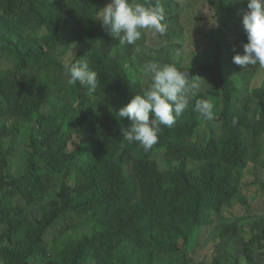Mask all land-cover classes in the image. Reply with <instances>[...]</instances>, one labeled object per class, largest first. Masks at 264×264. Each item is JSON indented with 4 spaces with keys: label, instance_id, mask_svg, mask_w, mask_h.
Segmentation results:
<instances>
[{
    "label": "trees",
    "instance_id": "obj_1",
    "mask_svg": "<svg viewBox=\"0 0 264 264\" xmlns=\"http://www.w3.org/2000/svg\"><path fill=\"white\" fill-rule=\"evenodd\" d=\"M205 1L220 18L221 29L210 37L215 50L194 56L188 67L172 64L190 78L207 79L209 88L192 98L171 128L161 126L158 142L145 152L123 138L130 121L116 114L135 96L136 81L102 45L113 41L98 17L110 0H0V54L12 61L0 70V194L5 190L22 213L11 215L0 199L1 264L36 258L44 264H179L178 257L199 247L200 230L214 214L228 244L264 251V215L222 217L241 198L246 167L261 163L249 156L246 137H264V87L249 97L247 83L233 78L224 46L223 28L235 26L244 0ZM160 3L168 9L174 0ZM169 21L166 33L158 34L166 41L181 17ZM139 44L150 47L146 35ZM86 45L93 47L91 68L98 73L95 92L68 85L65 64L51 57L55 47ZM159 48L166 60V43ZM77 60H86L83 51L70 63ZM197 99L213 104L212 120L194 110ZM19 137L26 170L8 180L4 171ZM85 151L89 158L81 168L77 158ZM45 174L55 197L43 204L38 195L49 189ZM241 201L248 203L244 196ZM34 206L39 215H27ZM69 214L82 224L62 233L50 253L46 234ZM243 227L251 231L250 243L239 235Z\"/></svg>",
    "mask_w": 264,
    "mask_h": 264
},
{
    "label": "rangeland",
    "instance_id": "obj_2",
    "mask_svg": "<svg viewBox=\"0 0 264 264\" xmlns=\"http://www.w3.org/2000/svg\"><path fill=\"white\" fill-rule=\"evenodd\" d=\"M246 10L247 0H244L242 6L239 8L235 26L232 28H223L225 36L224 46L226 47L230 70L234 80H244L247 83L249 97H253L255 89L264 87V69L260 68L258 64L249 65L244 68L233 63L232 59L236 53H243V44L247 43V35L242 26L243 14ZM177 13L181 17L180 25L171 33L167 41L158 34H154L151 30H142L141 38L146 35L150 47H141L139 44L141 39L135 45H129L119 43L118 38L114 37L112 38V43L102 44L111 57L122 62L124 65L126 63L133 79L136 81L135 95L139 93L141 87H147L150 83L149 75L144 71L147 63L158 62L161 65L175 63L181 67H188L192 65L194 56H200V54L211 56V53L215 50L216 44L210 37L214 35V31L221 29L220 18L216 16L215 9L205 0H175L174 4L165 10L164 23L167 25V30L170 25V17ZM198 16L199 18H197ZM181 34H184V37L179 40L178 37ZM165 43L167 51L166 60L163 50L159 48ZM92 48L88 45L75 46L70 49L55 47L51 52V57L60 63L66 64L71 62L73 56L78 51H83L86 55V61L91 68L90 56ZM127 58L128 61L126 62L125 60ZM11 63V60L0 54V70L10 67ZM143 80L144 82L141 83ZM208 88V80L202 79V86L199 91ZM90 108L91 106L89 104L86 110L88 111ZM212 127L220 129L217 123L213 124ZM246 142L250 149L249 156L253 160H259L261 163L256 166V163L252 162L246 169L243 182V194L247 198L248 204L244 206L237 202L228 212L223 211L222 216L228 219H233L238 216L264 215V191L261 185L258 184V181L264 183V137L254 140L250 136H247ZM8 145L9 143L6 144V147ZM88 158V151L81 153L77 158V164L83 168ZM27 160L28 154L24 150L21 138L19 137L15 142V146H12L11 155L8 157L10 165L4 171L6 178L10 180L22 175L26 170ZM191 166H195V163L192 162ZM44 177L48 181L49 189L44 193H39L38 199L41 203L46 204L54 200L55 187H52L49 175L45 174ZM0 199L5 200L9 205V213L11 215L17 217L22 216L19 208L25 207L24 204H20L18 207L19 212H15L16 209L13 208L14 201L7 197L5 190L1 192ZM39 212V207L35 206L28 207L26 210V214L32 217L38 216ZM216 219H219L217 215ZM81 224L82 222L72 214L61 219L46 234L44 244L47 250L51 253L54 250L55 241L62 233L79 227ZM2 227L5 228L6 224ZM218 244L219 241L215 238L213 227L209 226L202 231L201 245L199 248L190 255L178 257L177 262L179 264H210L219 258L223 259L222 262L230 264L234 262V259H230L231 257H240L247 252V250L241 247L226 245L219 254L216 251ZM262 254L264 262V252ZM31 264H44V262L41 261V258H36L31 261Z\"/></svg>",
    "mask_w": 264,
    "mask_h": 264
},
{
    "label": "clouds",
    "instance_id": "obj_3",
    "mask_svg": "<svg viewBox=\"0 0 264 264\" xmlns=\"http://www.w3.org/2000/svg\"><path fill=\"white\" fill-rule=\"evenodd\" d=\"M165 10L167 8L161 5L160 0H155L154 4L138 0H110V3L99 10L98 17L105 31L110 36L118 38L119 43L135 45L141 39L142 30H151L154 34L160 35L166 33ZM242 26L247 35V43L243 44V53H236L233 56V63L244 68L258 64L264 69V0H247ZM64 71L68 77L66 81L68 85L79 83L92 92L98 87V73L90 68L86 60L66 63ZM144 71L149 75V85L141 87L139 93L128 104L120 107L116 114L120 119L127 118L130 121L127 129L122 128L123 138L129 143H138L145 152H148L158 142L161 126L171 128L176 119L189 108L192 98L197 96L201 89L202 80L199 79L200 76L190 78L188 72L178 69L174 64L161 65L158 62H150L145 65ZM194 110L208 120L214 118L213 104L207 99H197ZM246 169L241 182V198L236 199L232 206L223 211L228 212L237 202L244 206L248 204L241 201L244 196L243 182ZM258 184L264 191V183L258 181ZM218 225L219 219L217 220L214 214L212 222L201 228L197 245H201L202 231L212 226L215 238L219 241L216 249L219 254L226 245L238 247L234 241L228 244L224 235L218 233ZM243 230L244 233L239 232L240 237H243L245 243H250L253 238L251 231L244 227ZM263 252L259 247H255L240 257H234V262L230 264H264Z\"/></svg>",
    "mask_w": 264,
    "mask_h": 264
}]
</instances>
